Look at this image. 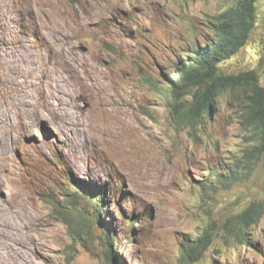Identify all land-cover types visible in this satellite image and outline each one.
<instances>
[{"label": "rangeland", "instance_id": "374dc122", "mask_svg": "<svg viewBox=\"0 0 264 264\" xmlns=\"http://www.w3.org/2000/svg\"><path fill=\"white\" fill-rule=\"evenodd\" d=\"M51 2L56 8L47 19L33 0H0V131L19 129L6 104L32 124V136L15 144L2 176L0 245L1 232L11 237L28 203L37 220L24 255L36 264H188L180 259L182 242L209 223L212 245L191 264H264V153L253 158L248 179L220 181L258 143L244 122L245 92H223L211 116L193 125L176 122L170 104V80L179 76L187 51L211 36L209 21L235 0ZM257 11L247 45L221 69H255L264 86V0ZM80 15L87 18L86 33L69 38ZM45 25L58 26L55 37H40ZM91 55L110 84L100 102L90 95ZM61 66L72 84L64 89L74 92L82 111L94 113L92 133L79 111L59 109L63 128L62 119L80 122L70 137L35 119L42 110L35 106L39 90ZM74 71L84 84L76 83ZM33 138L45 140L48 155L24 149ZM247 208L255 222L242 226L237 216Z\"/></svg>", "mask_w": 264, "mask_h": 264}, {"label": "trees", "instance_id": "16d2710c", "mask_svg": "<svg viewBox=\"0 0 264 264\" xmlns=\"http://www.w3.org/2000/svg\"><path fill=\"white\" fill-rule=\"evenodd\" d=\"M257 2L235 0L234 4L215 14L209 21L211 36L187 51L186 61L177 71L179 76L170 80L169 86L173 117L176 122L191 125L211 116L215 101L223 92H245L244 122L258 143L239 159L226 181L220 180L228 185L248 179L254 168L253 158L264 153V86L257 70L224 73L221 69L222 62L247 45L258 18ZM252 213L250 208L245 209L237 216L238 222L249 226L255 222ZM213 226V223L204 225L199 234L182 242L180 259L183 263L191 264L204 256L214 239ZM229 228L233 232L234 227ZM107 236L113 237L110 233Z\"/></svg>", "mask_w": 264, "mask_h": 264}, {"label": "bare ground", "instance_id": "6f19581e", "mask_svg": "<svg viewBox=\"0 0 264 264\" xmlns=\"http://www.w3.org/2000/svg\"><path fill=\"white\" fill-rule=\"evenodd\" d=\"M33 1L35 3L34 4L35 8L38 10L40 14L42 15L44 14L45 18L48 19L52 16V13L54 12L56 6L52 4L51 0H33ZM47 3H49L50 5L47 6L46 5ZM86 22H87V18L83 15H80L79 28L76 31L71 32L70 33L71 37L69 38H79L83 34H85ZM45 26L47 28V31L45 33H41L40 37L43 39L46 37H55L58 31V26L55 25H45ZM98 60L99 59H96L93 55H91L89 58L90 65L92 67V77L88 76V83L92 84L93 86L90 95L94 97L95 102H100L102 97L108 96L111 93L110 84L108 83L107 80V73L99 65ZM47 61L48 58H44L41 64L44 66ZM57 69H58L57 78L55 80H50L49 78H46V85L42 86L41 89L39 90L40 99L36 101L35 106L42 105V110L40 113L35 114V119L40 121L47 119V121L50 124H53L57 129L61 130V132L66 131L67 135L70 137L71 134H74L80 130V127L78 125L80 122L70 123L68 122V120L62 119V121L66 125V128H63L62 123L58 120L60 118L59 109H61L62 111H64L69 115L73 114L75 111H79L80 117L83 119V122L86 125L85 126L86 130L92 133L93 131L91 132V130L89 129V123L91 120L94 119L93 111L92 113H89L87 111H82L79 108L78 103L75 99L74 92H69L64 89V86H72L70 79L66 73L65 66H61V68H57ZM73 75L75 76V80L77 84L78 83L84 84V79L80 75V73L74 71ZM43 79L45 80V78ZM77 94L79 93L77 92ZM105 105L104 108L106 107ZM10 108L6 104L4 111L11 117L12 125L15 126L16 124H18L19 129L16 132H13L9 128L0 131V157H3L4 160L2 166H0V188L3 186L2 176L5 174L7 166L9 164L8 160H10L11 156H13L12 152L15 147V144L17 145L22 135L27 134L32 136V124L29 121H27L25 117H18L16 114L12 112L11 110L12 108L11 109ZM83 132L85 133V135H87V132L85 131ZM33 139L35 140L27 144L24 149H27L29 152L39 149L41 153H43L44 155H48V151L46 150L47 143H44L45 140H41L37 142L36 138ZM95 139L98 140V138ZM53 140H55V138ZM47 142H49V140H47ZM71 153L76 154V149H73V152ZM71 153L65 151V153H63V157L65 158L66 161H68L70 164L74 166L75 161L72 159ZM32 210L33 208L28 203H26L24 206L23 219L20 220L21 224L19 226L14 227V232L11 235V237H9L3 231L1 232V235L4 238L2 239L0 245L1 248L0 264H36V260L34 258H32L29 255L28 256L24 255V253L30 248L29 243L26 241L28 229L30 227H33L36 224V220H37L35 219ZM3 225L9 226V222L4 221Z\"/></svg>", "mask_w": 264, "mask_h": 264}]
</instances>
